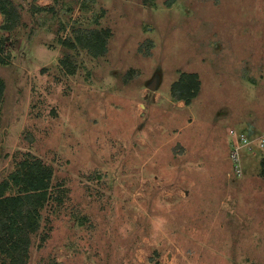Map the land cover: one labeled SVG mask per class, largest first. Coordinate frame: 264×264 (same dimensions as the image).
<instances>
[{"label": "rangeland", "instance_id": "obj_1", "mask_svg": "<svg viewBox=\"0 0 264 264\" xmlns=\"http://www.w3.org/2000/svg\"><path fill=\"white\" fill-rule=\"evenodd\" d=\"M13 2L0 183L52 171L26 264H264V0ZM105 28L103 55L78 43Z\"/></svg>", "mask_w": 264, "mask_h": 264}, {"label": "trees", "instance_id": "obj_2", "mask_svg": "<svg viewBox=\"0 0 264 264\" xmlns=\"http://www.w3.org/2000/svg\"><path fill=\"white\" fill-rule=\"evenodd\" d=\"M0 13L4 16L3 28H14L18 12L13 0H0ZM111 29H90L78 35V43L88 48L93 56L103 55L108 50ZM2 57L0 56V60ZM198 73L184 72L172 85L174 98L190 104L200 91ZM6 89L0 77V106ZM20 170L10 180L0 183V249L6 252L3 264H26L29 258L28 242L31 233L41 226L40 208L48 196L52 171L39 160L26 159ZM11 181L19 186V193L7 194Z\"/></svg>", "mask_w": 264, "mask_h": 264}, {"label": "water", "instance_id": "obj_3", "mask_svg": "<svg viewBox=\"0 0 264 264\" xmlns=\"http://www.w3.org/2000/svg\"><path fill=\"white\" fill-rule=\"evenodd\" d=\"M157 83V78L154 79V84ZM151 85V88L156 89V85Z\"/></svg>", "mask_w": 264, "mask_h": 264}, {"label": "built area", "instance_id": "obj_4", "mask_svg": "<svg viewBox=\"0 0 264 264\" xmlns=\"http://www.w3.org/2000/svg\"><path fill=\"white\" fill-rule=\"evenodd\" d=\"M238 149H239V147L236 149V154H238Z\"/></svg>", "mask_w": 264, "mask_h": 264}]
</instances>
